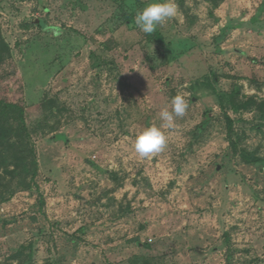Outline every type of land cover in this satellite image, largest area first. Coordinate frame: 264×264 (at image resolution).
Returning <instances> with one entry per match:
<instances>
[{"label":"rangeland","instance_id":"obj_1","mask_svg":"<svg viewBox=\"0 0 264 264\" xmlns=\"http://www.w3.org/2000/svg\"><path fill=\"white\" fill-rule=\"evenodd\" d=\"M148 2L0 0V97L38 165L0 203V264H264V0H175L163 43L121 17Z\"/></svg>","mask_w":264,"mask_h":264},{"label":"trees","instance_id":"obj_2","mask_svg":"<svg viewBox=\"0 0 264 264\" xmlns=\"http://www.w3.org/2000/svg\"><path fill=\"white\" fill-rule=\"evenodd\" d=\"M121 17L129 28L136 26L131 13L122 11ZM152 35L159 43L164 42L159 31ZM5 89L11 88L6 86ZM224 119L231 132L233 120L227 113ZM231 145L235 147L233 141ZM248 161L257 163L258 159L248 158ZM37 169L35 145L26 125L23 106L0 97V203L7 202L19 190H31L36 184Z\"/></svg>","mask_w":264,"mask_h":264},{"label":"clouds","instance_id":"obj_3","mask_svg":"<svg viewBox=\"0 0 264 264\" xmlns=\"http://www.w3.org/2000/svg\"><path fill=\"white\" fill-rule=\"evenodd\" d=\"M178 5L175 0H149L146 6L136 13L134 23L144 33L152 34L158 26L178 15ZM188 101L181 94L171 100V110L165 108L159 117L163 124L149 125L139 131L133 143L135 153L142 159L150 158L161 152L167 145L164 128H172L176 118H182L188 109Z\"/></svg>","mask_w":264,"mask_h":264}]
</instances>
